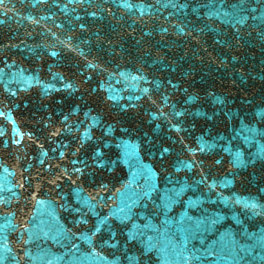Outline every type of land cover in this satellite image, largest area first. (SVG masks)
<instances>
[{
  "label": "water",
  "instance_id": "1",
  "mask_svg": "<svg viewBox=\"0 0 264 264\" xmlns=\"http://www.w3.org/2000/svg\"><path fill=\"white\" fill-rule=\"evenodd\" d=\"M0 264H264V0H0Z\"/></svg>",
  "mask_w": 264,
  "mask_h": 264
}]
</instances>
